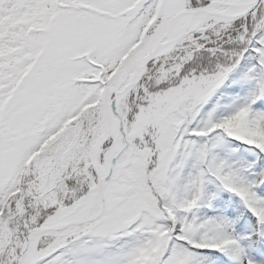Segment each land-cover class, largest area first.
<instances>
[{"label":"snow or ice","instance_id":"snow-or-ice-1","mask_svg":"<svg viewBox=\"0 0 264 264\" xmlns=\"http://www.w3.org/2000/svg\"><path fill=\"white\" fill-rule=\"evenodd\" d=\"M0 264H264V0H0Z\"/></svg>","mask_w":264,"mask_h":264}]
</instances>
